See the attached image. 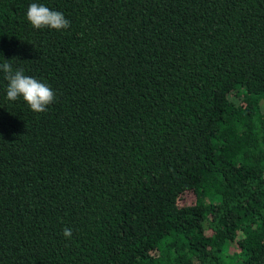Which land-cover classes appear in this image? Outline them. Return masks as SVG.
Masks as SVG:
<instances>
[{
    "label": "trees",
    "instance_id": "trees-1",
    "mask_svg": "<svg viewBox=\"0 0 264 264\" xmlns=\"http://www.w3.org/2000/svg\"><path fill=\"white\" fill-rule=\"evenodd\" d=\"M5 60L0 264H264V0H0Z\"/></svg>",
    "mask_w": 264,
    "mask_h": 264
},
{
    "label": "clouds",
    "instance_id": "clouds-1",
    "mask_svg": "<svg viewBox=\"0 0 264 264\" xmlns=\"http://www.w3.org/2000/svg\"><path fill=\"white\" fill-rule=\"evenodd\" d=\"M26 17L36 29L47 27L61 30L70 26V21L65 18L62 12L51 10L38 3L29 5ZM0 71L5 74L8 81L6 89L8 100L16 101L22 97L30 109L37 113L45 112L47 106L54 102L56 95L52 88L35 77L25 75L22 68L13 70L12 64L5 60L0 64ZM63 234L66 238H71L72 230L66 227Z\"/></svg>",
    "mask_w": 264,
    "mask_h": 264
}]
</instances>
